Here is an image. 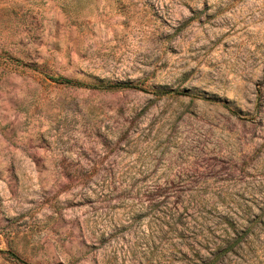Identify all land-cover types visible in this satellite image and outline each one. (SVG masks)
I'll return each mask as SVG.
<instances>
[{
	"label": "rangeland",
	"instance_id": "1",
	"mask_svg": "<svg viewBox=\"0 0 264 264\" xmlns=\"http://www.w3.org/2000/svg\"><path fill=\"white\" fill-rule=\"evenodd\" d=\"M241 236L216 264H264V0H0V264Z\"/></svg>",
	"mask_w": 264,
	"mask_h": 264
},
{
	"label": "trees",
	"instance_id": "2",
	"mask_svg": "<svg viewBox=\"0 0 264 264\" xmlns=\"http://www.w3.org/2000/svg\"><path fill=\"white\" fill-rule=\"evenodd\" d=\"M54 82L58 83V84H66L68 83V81L60 79V78H56L53 79ZM104 90H114L117 88H126V87H130L131 85L129 84H108V83H104ZM247 224L249 227H247V231L251 230L252 225H253V221H247ZM246 231V230H245ZM246 231V232H247ZM245 235V233H244ZM243 235V237H244ZM241 237H237V238H232L230 241H224L223 245L217 246L214 248L213 251V262L212 264H216V262H218L219 260L221 261L222 257H224V254H226V252H228L231 248L235 247L236 249L240 248V241L243 238Z\"/></svg>",
	"mask_w": 264,
	"mask_h": 264
}]
</instances>
